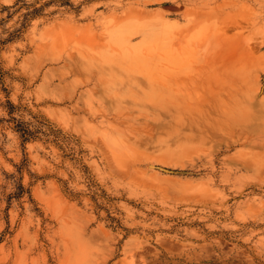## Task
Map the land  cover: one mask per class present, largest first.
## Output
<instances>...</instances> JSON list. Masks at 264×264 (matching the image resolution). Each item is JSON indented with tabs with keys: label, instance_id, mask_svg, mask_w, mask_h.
<instances>
[{
	"label": "rangeland",
	"instance_id": "1",
	"mask_svg": "<svg viewBox=\"0 0 264 264\" xmlns=\"http://www.w3.org/2000/svg\"><path fill=\"white\" fill-rule=\"evenodd\" d=\"M0 264H264V0H0Z\"/></svg>",
	"mask_w": 264,
	"mask_h": 264
}]
</instances>
